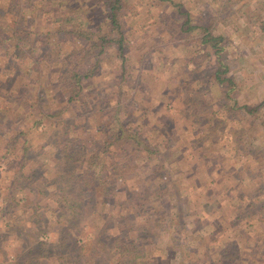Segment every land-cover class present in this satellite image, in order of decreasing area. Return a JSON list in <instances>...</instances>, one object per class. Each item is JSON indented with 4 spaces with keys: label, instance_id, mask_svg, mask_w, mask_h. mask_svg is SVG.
<instances>
[{
    "label": "rangeland",
    "instance_id": "374dc122",
    "mask_svg": "<svg viewBox=\"0 0 264 264\" xmlns=\"http://www.w3.org/2000/svg\"><path fill=\"white\" fill-rule=\"evenodd\" d=\"M104 2L0 0V264H31L34 246H50L40 264H264V0H123L125 60L106 50L77 92L51 61L75 50L88 66L78 35L110 32ZM202 21L226 38L230 96L198 30L183 34ZM66 138L76 175L103 179L71 224L57 185Z\"/></svg>",
    "mask_w": 264,
    "mask_h": 264
},
{
    "label": "trees",
    "instance_id": "16d2710c",
    "mask_svg": "<svg viewBox=\"0 0 264 264\" xmlns=\"http://www.w3.org/2000/svg\"><path fill=\"white\" fill-rule=\"evenodd\" d=\"M105 5V17L107 16V22L106 24H109L110 32L106 34V32H100L99 34L94 33L90 34V32L82 30L80 34L78 35L80 38H83V40H87L89 42V48L86 49V54L85 58L88 60L85 61L87 63V67L83 70L81 63L77 60L76 57H73L75 54V50L69 54V57H64L61 58V60L55 62L51 61L53 66H60L61 68L64 69V63L68 66V73H76V76L79 80V82L75 85L74 88L75 91L80 92L81 90V85L80 81L85 79V77L90 76V73H93L95 68L99 67L100 64L102 63L101 59V54H105L106 50H113L117 54L120 55L122 60H125V39H126V32H125V27L123 26V23L121 22L120 15H121V10L123 7V0H105L104 2ZM13 8L10 9V11ZM74 25L78 24L77 22H72ZM204 24H198L195 23L194 25H188V27H185L183 30V34L185 36L193 35L194 31L198 30L199 33V40L201 41V53H203V50L205 52V48L209 49L211 52L214 53L216 57V62H217V67L215 68V71L212 72L211 78H214V81L216 82L217 85L222 86L223 90H228L229 91V96L231 95V88L233 87V82L231 83L230 79H228L226 76L229 72V68L227 66L228 61H223V58L225 56V37L224 35H216L214 32H212L211 27L205 26V22L202 21ZM60 31V29H59ZM70 31V32H69ZM65 31L62 30L60 31V35L64 34V38L66 39L69 35L72 34V31ZM23 39V38H22ZM20 39V40H22ZM24 41L26 40L25 38L23 39ZM23 49V54L22 52L18 51V55L21 57H25V48L23 46H18ZM79 51V50H78ZM77 51V52H78ZM88 51H92L91 53H87ZM114 53V54H116ZM79 55V54H78ZM50 56L45 55V58H49ZM92 58H95L93 60ZM70 62H72L70 64ZM33 64V63H32ZM35 65V63H34ZM81 65V66H80ZM64 66V67H63ZM74 67V68H72ZM35 68V67H34ZM66 69V68H65ZM205 96H208L209 94V89L207 85V89H205ZM198 94V93H197ZM203 95L202 98L205 97ZM231 98H234L232 96ZM72 100H75L74 98H71L69 102ZM205 106L202 107L203 110L209 109V104L207 100H204ZM262 107V105H261ZM261 107L258 109H250L247 106H242L240 107L242 110H245L246 113H255L256 110H259ZM61 112H58L59 115ZM54 115V116H56ZM134 138H138L137 134L135 133L134 135L131 134ZM141 141V143L144 144L143 140H138ZM63 145V149L61 150V154L63 155L62 157V169L63 173L65 174L61 179L58 181L57 185L59 187V193L61 195L62 201H64V207L63 209L68 211V213L71 214V218L73 221H68L66 222L67 224H71L72 222H79L82 215H83V209L84 208V195L88 193H96L98 189L101 188V181L102 175H76V171L79 169H82L81 163V155L79 154L78 150L75 148V144L72 143V140L70 138L64 139V141L61 143ZM143 151V148H141ZM149 152H152V149H147ZM95 156L98 157L100 154H94ZM85 156V155H84ZM93 157L89 158L88 165L89 167L87 168L86 171H90L93 165H97L96 158ZM136 157V156H135ZM26 160H24L25 162ZM83 170V169H82ZM38 172H34L35 177L27 178L28 182H31L30 185L34 184V181L37 180ZM101 174V173H100ZM107 182H109V178H106ZM29 184V183H28ZM107 184V183H106ZM108 186V185H107ZM104 189L105 193L108 195L109 190L108 188ZM113 192V191H112ZM109 243L111 244V249L113 248H118V250L121 253H125L126 249L121 246V244L125 245V242H120L118 241V238H109L107 237L105 239V242L102 243V247L107 246ZM99 243V242H98ZM119 243V244H118ZM92 245V244H91ZM90 245V246H91ZM116 245V246H115ZM89 246V247H90ZM49 248L50 246H46V248ZM46 248H41V247H36L34 246L32 250L29 252V259L31 264H40L42 262H39L38 259L43 256L44 254L43 251L46 252ZM86 249V248H85ZM89 249V248H88ZM65 249H57L55 248L53 254H60L61 256L64 255ZM32 252V253H31ZM47 252H51L50 250ZM79 252L84 255V257H89L94 253V251L91 250H84V246H81L79 249ZM46 256V255H44ZM60 259L63 261V257H60ZM82 264V263H80Z\"/></svg>",
    "mask_w": 264,
    "mask_h": 264
}]
</instances>
